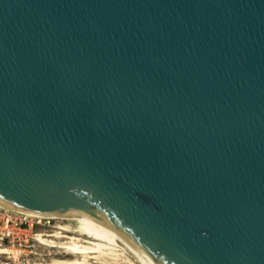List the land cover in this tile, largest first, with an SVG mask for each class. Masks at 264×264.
<instances>
[{"label":"water","instance_id":"water-1","mask_svg":"<svg viewBox=\"0 0 264 264\" xmlns=\"http://www.w3.org/2000/svg\"><path fill=\"white\" fill-rule=\"evenodd\" d=\"M0 203L264 264V0H0Z\"/></svg>","mask_w":264,"mask_h":264},{"label":"bare ground","instance_id":"bare-ground-1","mask_svg":"<svg viewBox=\"0 0 264 264\" xmlns=\"http://www.w3.org/2000/svg\"><path fill=\"white\" fill-rule=\"evenodd\" d=\"M0 208L24 214L32 219L69 220V223L53 225V230L37 231L33 239L54 249L61 257L34 264H154L142 250L100 215L85 210H54L30 214L14 210L0 203ZM17 258L19 251L0 245V255Z\"/></svg>","mask_w":264,"mask_h":264},{"label":"rangeland","instance_id":"rangeland-1","mask_svg":"<svg viewBox=\"0 0 264 264\" xmlns=\"http://www.w3.org/2000/svg\"><path fill=\"white\" fill-rule=\"evenodd\" d=\"M59 223H69L71 226H74L73 221L50 218L48 223H44L42 225L38 224L37 226L34 227L33 231L37 232L43 230L49 232L54 229L52 227L53 225ZM23 243L24 241L22 239L19 240L15 239L14 244H10L6 239L0 238V245L2 246L12 247V245H14V247L18 249L20 248L24 249L23 252L19 253L17 259H15V257H12L9 254L7 256L1 254L0 264H34L35 262H39V261H48L52 257H61L60 254H56L57 251H55L54 249H48V247L39 244L34 239L28 238V244L31 245L30 247L21 246Z\"/></svg>","mask_w":264,"mask_h":264},{"label":"built area","instance_id":"built-area-1","mask_svg":"<svg viewBox=\"0 0 264 264\" xmlns=\"http://www.w3.org/2000/svg\"><path fill=\"white\" fill-rule=\"evenodd\" d=\"M48 222L49 219H32L24 214L0 208V238L6 239L10 244H14L15 239H22L24 243L21 246L30 247L28 238L33 239L34 227ZM8 247L19 251V253L24 250L22 248L18 249L14 245Z\"/></svg>","mask_w":264,"mask_h":264}]
</instances>
